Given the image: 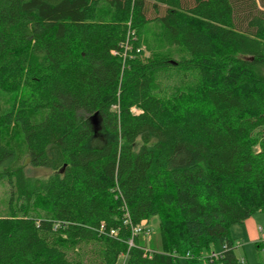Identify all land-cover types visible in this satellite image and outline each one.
<instances>
[{
	"label": "trees",
	"instance_id": "1",
	"mask_svg": "<svg viewBox=\"0 0 264 264\" xmlns=\"http://www.w3.org/2000/svg\"><path fill=\"white\" fill-rule=\"evenodd\" d=\"M155 24L187 56L143 59ZM95 113L114 138L88 146ZM0 183V264H85L84 243L95 264H242L231 227L264 212V0H0ZM152 216L160 249L135 230Z\"/></svg>",
	"mask_w": 264,
	"mask_h": 264
},
{
	"label": "rangeland",
	"instance_id": "2",
	"mask_svg": "<svg viewBox=\"0 0 264 264\" xmlns=\"http://www.w3.org/2000/svg\"><path fill=\"white\" fill-rule=\"evenodd\" d=\"M154 35L150 37V40H146L145 44L142 46V58L147 60L151 59L153 56H165L166 59L174 61L175 59H181L187 56V53L183 50L176 48H168L158 46L157 39L153 40V38L162 39V26L160 24H155L152 26ZM134 112H139L138 108H133ZM94 114L89 116L91 117L90 123L94 130V137L88 143V146L99 145L107 140L114 138L111 134H108L102 126L101 120L98 119V124L94 123ZM27 175L30 182H34L36 179L46 180L50 175L51 171L43 168V167H33L28 165L27 167ZM8 214V190L4 184L0 183V217ZM248 220H253L258 229L260 231V226L264 228V212H257L243 223L235 224L234 231L237 233L242 232L243 224H246ZM160 219L159 216H152L145 222V226L152 230L151 236L140 235V239L142 241H146L149 246H153L156 248H161L163 245L162 242V232L159 228ZM238 238V237H236ZM242 241L238 242V247L236 248V254L238 257H245L246 262L244 264H256L261 263L264 264V248L257 247L256 244L247 242L243 236L238 238ZM211 251L220 252L222 249V245L220 242H215L210 247ZM209 248H205L203 251V255H209ZM70 255L78 260H82L85 264H95L98 253L96 252L95 245L92 244H76L70 248ZM96 264H99L96 263ZM118 264H126V257L120 258ZM179 264H188L187 259L183 256L179 257Z\"/></svg>",
	"mask_w": 264,
	"mask_h": 264
},
{
	"label": "crops",
	"instance_id": "3",
	"mask_svg": "<svg viewBox=\"0 0 264 264\" xmlns=\"http://www.w3.org/2000/svg\"><path fill=\"white\" fill-rule=\"evenodd\" d=\"M245 223L246 224H243V226H241L242 227L241 233L235 232L234 228H233L234 225H233L231 227V235L233 236V238H235L237 240V242H241V244H242V241L238 238L243 236V238L247 242H250L251 244L254 243L257 245V247H259V245L262 244V242H264L263 241L264 240V228L262 227V230L259 231L258 226L256 225V223L253 220H248ZM236 237H238V238H236ZM241 257H243V256H241Z\"/></svg>",
	"mask_w": 264,
	"mask_h": 264
},
{
	"label": "built area",
	"instance_id": "4",
	"mask_svg": "<svg viewBox=\"0 0 264 264\" xmlns=\"http://www.w3.org/2000/svg\"><path fill=\"white\" fill-rule=\"evenodd\" d=\"M138 50L140 51V49H138ZM114 54H117V52L114 51ZM135 230H136L137 233H139V234L140 233H143L145 236H151V234H152V230L149 229V228H147L145 226V224L139 225L138 227L135 228ZM260 230H262V227H260ZM111 233L112 234H116V231L115 230H112ZM222 253H223V247H222V250L220 252H218V251H211V252H209V255L207 257H209L212 260H217V259L221 258ZM186 257H191V255L189 253H187ZM240 262L242 264H244L246 262L245 257H241L240 258Z\"/></svg>",
	"mask_w": 264,
	"mask_h": 264
},
{
	"label": "water",
	"instance_id": "5",
	"mask_svg": "<svg viewBox=\"0 0 264 264\" xmlns=\"http://www.w3.org/2000/svg\"><path fill=\"white\" fill-rule=\"evenodd\" d=\"M97 115H98V113H95L94 116H93L95 125L98 124V117H97Z\"/></svg>",
	"mask_w": 264,
	"mask_h": 264
}]
</instances>
